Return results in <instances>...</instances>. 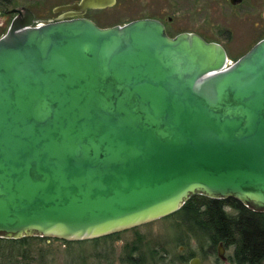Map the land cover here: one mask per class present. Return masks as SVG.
<instances>
[{
    "label": "water",
    "instance_id": "1",
    "mask_svg": "<svg viewBox=\"0 0 264 264\" xmlns=\"http://www.w3.org/2000/svg\"><path fill=\"white\" fill-rule=\"evenodd\" d=\"M194 196L264 212V38L231 62L222 45L169 38L153 20L10 25L0 239H101Z\"/></svg>",
    "mask_w": 264,
    "mask_h": 264
},
{
    "label": "rangeland",
    "instance_id": "2",
    "mask_svg": "<svg viewBox=\"0 0 264 264\" xmlns=\"http://www.w3.org/2000/svg\"><path fill=\"white\" fill-rule=\"evenodd\" d=\"M253 1L258 2V4L256 8L248 11L224 8L221 11L207 10L205 12L206 20H200V22L211 26L210 29L203 28L201 30L197 25L196 27L189 25L184 28L190 23L176 27V29L202 31L209 39L222 45L227 51L228 59L235 62L258 40L264 38L262 0ZM109 237H106L108 239L105 241V248L103 249L105 250V261H99V264H127L122 261L126 256L124 248L134 244H139L140 251L134 252L132 255L135 257L138 255L145 256L147 259H144V263L152 262L149 260V256L151 257L150 253L156 250L157 253L154 255L158 256L156 257L157 264H189L192 259L199 260V264H218V254L216 255L214 248L212 249L207 236L194 228L190 214L175 213L166 218ZM92 241L94 240H90L89 243L84 241L86 243L73 244L72 248L59 241L32 242L28 248L32 258L31 262L17 255L20 253V249L12 243H1L0 253L10 256L16 255L12 259V264H72L77 262L78 256H88L94 253ZM101 245L100 242L98 250L101 249ZM47 249L51 251L50 257L53 258V262H50L47 257L50 254ZM232 253V247L227 248L225 251L222 248V256L226 260ZM90 262L92 264V259Z\"/></svg>",
    "mask_w": 264,
    "mask_h": 264
},
{
    "label": "flooded vegetation",
    "instance_id": "3",
    "mask_svg": "<svg viewBox=\"0 0 264 264\" xmlns=\"http://www.w3.org/2000/svg\"><path fill=\"white\" fill-rule=\"evenodd\" d=\"M257 4L258 2L253 0H0V38L14 21L36 27L82 19L92 22L99 28H109L137 20H153L163 25L169 38L187 33L195 34L206 42H214L202 31L177 30L176 27L190 23L184 28L189 25L194 27L197 25L201 30L203 28L210 29L211 26L200 22V20H206L205 12L207 10L248 11L256 8ZM262 4L264 8V0H262ZM245 208L264 223V212ZM227 212L237 215V211L230 208H227ZM219 246L224 251L232 247L233 253L227 260L223 256L220 257L217 260L218 264H253L251 262L243 263L235 257L236 247L234 245L227 246L222 242L211 245L216 255ZM143 258L147 259L145 256ZM149 260H151L150 256ZM255 264H264V260Z\"/></svg>",
    "mask_w": 264,
    "mask_h": 264
},
{
    "label": "trees",
    "instance_id": "4",
    "mask_svg": "<svg viewBox=\"0 0 264 264\" xmlns=\"http://www.w3.org/2000/svg\"><path fill=\"white\" fill-rule=\"evenodd\" d=\"M227 208L237 211V215L228 213ZM179 213L190 214L193 220L194 228L207 236L211 245H216L219 242H222L227 246L234 245L236 247L235 257L243 261V263L251 262L255 264L264 260V223H262L261 219L256 218V215L249 213L247 209L237 201L232 199L210 200L201 196H194L186 202L179 212H177V214ZM108 238L110 237L108 236ZM107 239L104 237L92 241V246L95 250L94 253L88 256H78L77 262L72 264H91V259L92 264H99V261L102 260L105 261V250L103 249L105 248V241ZM36 241L48 242V240L43 238L32 237L23 238L17 241L0 239V244L8 242L16 245L20 249V253L17 255H20L24 260L27 259L31 262L32 258L30 257V251L28 248L31 246L32 242ZM59 242L64 245H68L70 248L74 246L73 244L86 243ZM89 242L90 241H87V243ZM100 242L102 243L100 246L101 249L99 248L101 251L97 249ZM138 246L139 244L126 246L124 248L126 256L122 259V261L127 264H157L156 257L158 256L154 255L157 253L156 250L150 253L152 262L144 263L143 256L138 255L135 257L132 255L134 252L140 251ZM49 253L50 254L47 257L50 259V262H53V258L50 257L51 251H49ZM15 256L0 253V262L1 264H12V259Z\"/></svg>",
    "mask_w": 264,
    "mask_h": 264
}]
</instances>
